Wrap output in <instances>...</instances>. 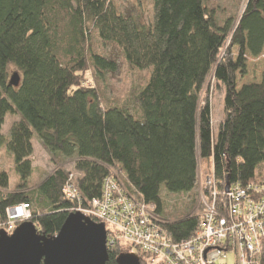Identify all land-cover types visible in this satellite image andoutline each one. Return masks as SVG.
Returning <instances> with one entry per match:
<instances>
[{"label":"trees","instance_id":"1","mask_svg":"<svg viewBox=\"0 0 264 264\" xmlns=\"http://www.w3.org/2000/svg\"><path fill=\"white\" fill-rule=\"evenodd\" d=\"M153 7L152 18L142 21L143 10L137 15L118 0H0V232L8 209L26 204L37 231L56 236L75 207L63 193L70 175L86 201L101 197L113 176L129 196L155 205L167 232L182 242L199 226L191 214L196 199H170L195 198L198 155L213 161L220 189L229 177L231 184L259 180L264 66L258 81L240 79L250 58L264 59V0L247 1L239 16H221L209 0H153ZM109 45L130 67L148 72L117 102L82 86L90 69L119 70L102 51ZM12 72L20 75L18 87L10 85ZM210 75L224 92L217 136L211 105L201 98ZM9 115L18 119L6 135ZM36 138L56 167L33 185ZM4 155L15 178L1 164ZM69 160L75 173L64 167ZM122 253L110 249L108 264Z\"/></svg>","mask_w":264,"mask_h":264},{"label":"built area","instance_id":"2","mask_svg":"<svg viewBox=\"0 0 264 264\" xmlns=\"http://www.w3.org/2000/svg\"><path fill=\"white\" fill-rule=\"evenodd\" d=\"M76 178L71 174L63 188L65 197L75 204L71 213L103 223L108 250L124 242L130 246L128 253L138 255L142 264H262L264 172L248 185L230 183L228 190L227 185L220 189L216 175L210 176L198 229L182 242L167 232L155 205L129 196L113 176L105 179L101 197L89 201L84 200ZM7 216L6 231L12 234L31 212L22 204L9 208Z\"/></svg>","mask_w":264,"mask_h":264},{"label":"rangeland","instance_id":"3","mask_svg":"<svg viewBox=\"0 0 264 264\" xmlns=\"http://www.w3.org/2000/svg\"><path fill=\"white\" fill-rule=\"evenodd\" d=\"M120 3L123 4V6L131 12H135L137 15L141 10H143V16L141 17L142 21H147L149 18H152V12L154 10L153 7V0H142L143 4L140 2V0H118ZM247 1L249 0H241L240 6L234 7V0H209V3L216 7L217 5H220L221 9V16H227L228 12H233L237 14V16L242 15ZM238 2L236 0L235 4ZM142 6L144 9H142ZM140 8V9H139ZM140 14V13H139ZM228 45H226L227 47ZM224 47L220 54V58H223L225 56V53L227 51V48ZM102 50V49H101ZM103 52H107L108 55L112 56L113 58L118 60L119 64V70L115 74H98L94 69H90L84 74L82 86L84 87H93L98 88L103 96H105V99H109L112 102H117L119 100H123L124 98L131 94L133 92V89L141 84H144L148 79V72L147 71H138L130 67V65L125 61L123 58L121 52L119 49L113 45H109L107 48H103ZM264 66V59H251L249 60V73L245 78L240 79V85L243 82H253L258 81L260 79L262 70ZM14 74V72L11 73V77ZM202 103H205V101H208L211 105L212 109V123H213V131L214 135L217 136L219 126L221 122L223 121L225 117L224 113V92L220 90V88L217 85V82L214 80L213 75H210L206 83L203 87V91L201 93ZM18 118L15 116L9 115L6 119V123L3 128V133L8 135L9 130L13 123ZM34 145V154H33V166L35 168V173L33 176L32 184L37 185L40 183L47 174H51L56 164L53 161L50 154L45 150V148L41 145L39 140L36 138L33 141ZM198 183L196 190L194 192L195 198L192 196L190 198H187V196L180 195L179 197L172 196V201H186L188 202L190 199H196L195 200V207L192 210L191 213L193 216H198L204 211V201L205 197L209 194L207 193L206 189V182L207 179L210 176H214L215 169L213 165V161H207L202 160L200 158V155H198ZM1 164L7 169H10L12 175L13 171L11 170V161L7 158V156H3V159L1 160ZM65 169L67 171H71L72 173L75 168V162L74 160H69L64 165ZM264 170L262 171V173ZM80 175V174H79ZM15 178V176L13 175ZM16 179H14V182ZM15 186V185H14ZM12 186V189L13 187ZM181 215V214H180ZM178 215L177 217L179 218ZM22 223V222H21ZM19 223V224H21ZM18 224V226H19ZM17 226V227H18ZM116 249H119L123 251V253H128L131 249L130 246L126 245L124 242H119ZM112 248V249H115ZM110 250V248H109Z\"/></svg>","mask_w":264,"mask_h":264},{"label":"water","instance_id":"4","mask_svg":"<svg viewBox=\"0 0 264 264\" xmlns=\"http://www.w3.org/2000/svg\"><path fill=\"white\" fill-rule=\"evenodd\" d=\"M15 72L10 85H20ZM230 177L227 179L229 189ZM107 230L80 213H70L60 232L47 237L31 221H24L12 234L0 232V264H108ZM116 264H142L138 255L122 253Z\"/></svg>","mask_w":264,"mask_h":264},{"label":"bare ground","instance_id":"5","mask_svg":"<svg viewBox=\"0 0 264 264\" xmlns=\"http://www.w3.org/2000/svg\"><path fill=\"white\" fill-rule=\"evenodd\" d=\"M26 215V214H25Z\"/></svg>","mask_w":264,"mask_h":264}]
</instances>
